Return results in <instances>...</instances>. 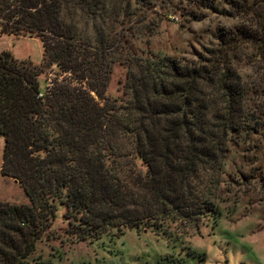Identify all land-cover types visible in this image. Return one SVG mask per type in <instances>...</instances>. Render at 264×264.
Returning a JSON list of instances; mask_svg holds the SVG:
<instances>
[{"label": "trees", "instance_id": "obj_1", "mask_svg": "<svg viewBox=\"0 0 264 264\" xmlns=\"http://www.w3.org/2000/svg\"><path fill=\"white\" fill-rule=\"evenodd\" d=\"M190 1L215 9L214 0ZM156 4L0 0L2 31L44 44L39 66L0 51L1 173L27 197L0 201V264H30L62 208L75 241L124 229L164 234L167 223L197 226L221 214L220 191L234 181L233 149L264 134L252 123L225 33L195 63L134 48L140 28L153 29L148 14ZM260 42L264 56V31ZM54 64L72 80L46 91L39 77ZM115 64L126 70L116 97L108 92Z\"/></svg>", "mask_w": 264, "mask_h": 264}, {"label": "rangeland", "instance_id": "obj_2", "mask_svg": "<svg viewBox=\"0 0 264 264\" xmlns=\"http://www.w3.org/2000/svg\"><path fill=\"white\" fill-rule=\"evenodd\" d=\"M112 1L116 7L118 0ZM214 4L211 10L190 0H157L148 14L153 29L140 28L133 46L195 63L199 55L207 57L208 50L216 49L218 34L225 33L233 44L228 48L231 63L249 92L252 123L257 122L264 134V56L260 53L264 0H214ZM79 23L83 27V21ZM43 46L37 36L7 34L0 26V51H9L18 63L41 65ZM125 77L124 66L115 64L109 94L122 96ZM71 78V73L62 72L56 64L39 77L46 91L55 81ZM3 143L0 138V201L27 202L20 183L1 173ZM233 154L230 171L234 181L220 191L221 214L216 219L205 217L197 226L167 223L164 234L152 228L124 229L122 234L112 231L95 241H75L66 233L62 208L51 232L37 243L30 264H264V186L260 178L264 179V137L251 134L235 146ZM235 168L248 178L240 177Z\"/></svg>", "mask_w": 264, "mask_h": 264}, {"label": "built area", "instance_id": "obj_3", "mask_svg": "<svg viewBox=\"0 0 264 264\" xmlns=\"http://www.w3.org/2000/svg\"><path fill=\"white\" fill-rule=\"evenodd\" d=\"M40 97H43V93H40V95H39Z\"/></svg>", "mask_w": 264, "mask_h": 264}, {"label": "water", "instance_id": "obj_4", "mask_svg": "<svg viewBox=\"0 0 264 264\" xmlns=\"http://www.w3.org/2000/svg\"><path fill=\"white\" fill-rule=\"evenodd\" d=\"M15 181H17V180H15Z\"/></svg>", "mask_w": 264, "mask_h": 264}]
</instances>
